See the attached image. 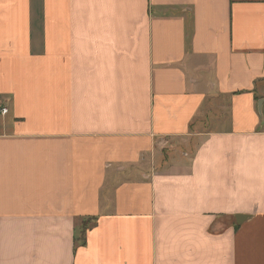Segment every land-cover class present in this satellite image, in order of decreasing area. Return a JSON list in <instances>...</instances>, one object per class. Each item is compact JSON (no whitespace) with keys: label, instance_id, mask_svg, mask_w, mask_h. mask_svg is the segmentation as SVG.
Masks as SVG:
<instances>
[{"label":"crops","instance_id":"0c3cea01","mask_svg":"<svg viewBox=\"0 0 264 264\" xmlns=\"http://www.w3.org/2000/svg\"><path fill=\"white\" fill-rule=\"evenodd\" d=\"M0 264H264V0H0Z\"/></svg>","mask_w":264,"mask_h":264},{"label":"water","instance_id":"95a60500","mask_svg":"<svg viewBox=\"0 0 264 264\" xmlns=\"http://www.w3.org/2000/svg\"><path fill=\"white\" fill-rule=\"evenodd\" d=\"M243 218H244V217H242V216H238V217L236 218V222H237V224H241V223L243 222Z\"/></svg>","mask_w":264,"mask_h":264},{"label":"built area","instance_id":"2783aa9c","mask_svg":"<svg viewBox=\"0 0 264 264\" xmlns=\"http://www.w3.org/2000/svg\"><path fill=\"white\" fill-rule=\"evenodd\" d=\"M3 113H4V114L7 113V109H3Z\"/></svg>","mask_w":264,"mask_h":264},{"label":"trees","instance_id":"16d2710c","mask_svg":"<svg viewBox=\"0 0 264 264\" xmlns=\"http://www.w3.org/2000/svg\"><path fill=\"white\" fill-rule=\"evenodd\" d=\"M236 227L238 226V225H235Z\"/></svg>","mask_w":264,"mask_h":264}]
</instances>
